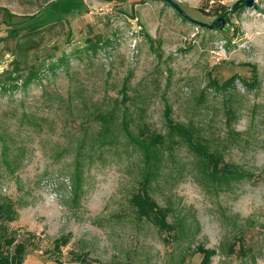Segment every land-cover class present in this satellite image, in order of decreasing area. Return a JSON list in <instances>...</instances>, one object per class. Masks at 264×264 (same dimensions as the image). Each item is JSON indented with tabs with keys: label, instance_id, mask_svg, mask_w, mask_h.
I'll list each match as a JSON object with an SVG mask.
<instances>
[{
	"label": "rangeland",
	"instance_id": "374dc122",
	"mask_svg": "<svg viewBox=\"0 0 264 264\" xmlns=\"http://www.w3.org/2000/svg\"><path fill=\"white\" fill-rule=\"evenodd\" d=\"M55 1L0 0V73L24 36L30 63L53 66L0 94V203L16 215L0 243L28 237L21 264H199L198 247L209 264H264V14L240 0H76L81 13L29 34L21 22ZM116 100L114 143L100 145L93 113ZM166 110L244 177L205 180ZM141 129L163 137L147 191L171 233L130 202L148 170L130 141Z\"/></svg>",
	"mask_w": 264,
	"mask_h": 264
},
{
	"label": "trees",
	"instance_id": "16d2710c",
	"mask_svg": "<svg viewBox=\"0 0 264 264\" xmlns=\"http://www.w3.org/2000/svg\"><path fill=\"white\" fill-rule=\"evenodd\" d=\"M127 1V0H124ZM76 5V0H57L55 2L49 3V6H45V9H41L36 14L27 18L24 22L28 26L29 34L36 33L40 31L48 24H55L59 22H64L66 18H70L75 14L82 12L80 7H73ZM238 8L242 7V4L237 5ZM10 25V24H9ZM11 24L10 26H14ZM17 25V24H16ZM16 30V29H15ZM27 36H24L22 40L16 44V53L14 54L13 69L4 70L0 73V94L7 95L11 92H14L15 89L26 88L29 84L35 80H39L40 73L47 71H52V64L45 65L41 64L39 66L30 63L28 59V52L25 47V39ZM108 41H103L102 38L97 37L95 41L87 39L86 43L88 53H95L99 46L105 45ZM38 48L37 50H39ZM61 64L64 63L63 59L59 60ZM55 66V65H54ZM119 102L115 103V106L110 110L102 111L101 108H97L93 113V118L96 121H99V128L96 131V140L100 145H107L114 143V126H115V114ZM169 111L166 110L165 118L168 128L169 136L176 135L179 138L183 139L189 149L195 153L200 172L202 177L208 182L219 183H229L230 180H237L243 178L244 174L240 171L239 168L230 165L228 163H222L221 156L209 153L206 151V148L200 144L198 141H194L191 132L185 128L183 125L173 122L169 117ZM22 118L31 122L33 116H28L23 114ZM123 130L127 132L125 126ZM0 139L2 136L0 135ZM130 141L133 143L134 148L138 149L143 154V161L146 163L147 172L144 176V180L141 184V188L137 190L136 193L131 197L130 202L134 207L135 214L137 219L146 220L151 222L160 232L171 233L175 231V228L172 224L167 221V217L170 213L168 208L160 207L148 194L147 184L149 181L150 173V162L157 159L156 154L153 155L155 147L163 142V137L160 134H145V130H139L138 135L132 136L130 134ZM15 212L10 203H0V222L11 223L15 220ZM3 230H5L3 228ZM16 242L15 236L10 238H5L3 243H0V264H21L23 261L27 248L30 244L28 237H25L22 241ZM64 245V241L55 240L54 250L58 253L61 247ZM6 247L4 249L3 247ZM11 246H14L11 250ZM197 251L203 255L201 262L199 264H209L210 259L214 256L215 251L205 250L203 247H198ZM234 252V245L229 247V253ZM241 252V249H240Z\"/></svg>",
	"mask_w": 264,
	"mask_h": 264
},
{
	"label": "water",
	"instance_id": "95a60500",
	"mask_svg": "<svg viewBox=\"0 0 264 264\" xmlns=\"http://www.w3.org/2000/svg\"><path fill=\"white\" fill-rule=\"evenodd\" d=\"M114 1H119V0H114ZM121 1H123V0H121ZM239 3H242V4H244L246 7L253 8L255 11L264 14V9H261V8H260V7H259V6H258L253 0H240V1H238V2L232 7V9H234V8L236 7V5H238ZM178 11L180 12V14H181L182 16L185 17L184 13L181 12V10L178 9ZM218 24H222V18H221V17L217 18V19L214 21L213 25L210 26V27H211V28H214V27H215L216 25H218Z\"/></svg>",
	"mask_w": 264,
	"mask_h": 264
}]
</instances>
